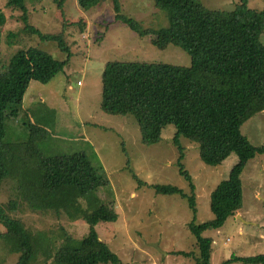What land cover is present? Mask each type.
<instances>
[{
    "label": "rangeland",
    "instance_id": "rangeland-1",
    "mask_svg": "<svg viewBox=\"0 0 264 264\" xmlns=\"http://www.w3.org/2000/svg\"><path fill=\"white\" fill-rule=\"evenodd\" d=\"M199 1L208 9L227 12L234 11L240 3V0ZM5 3L7 0H0V10L7 18L0 26V71L20 50L29 47L45 51L56 60H66L67 55L60 51L56 41L24 31L23 12L7 9ZM119 3L124 15L152 33L141 36L117 21L112 0H101L89 11L81 9L78 0L29 3L30 23L43 33L63 31L71 51L64 71L47 84L21 77L17 72L12 75L13 84L17 75L22 78L20 87L13 89L22 112L19 117L6 119L8 175L0 186V205L5 214L22 219L32 235L40 236L52 252L51 257L41 256L38 264H59L54 259L55 253L63 247L79 248L90 232V225L83 216L85 203L78 192L66 197L58 210L34 212L27 205L17 211L10 209L11 201L19 199L15 187L29 136L26 122L32 120L51 133L40 142L46 156L77 152L93 156L106 182L100 191L106 201L114 202L118 213L114 221L97 222L96 233L123 264H195L198 250L188 224L215 217L210 207L211 193L230 178L239 161L233 154L220 166L206 165L199 158L196 142L181 136L184 150L181 162L192 178L195 212L180 195L156 192L154 186L170 185L187 196L191 194L176 165L179 155L172 142L174 126L166 125L155 144H144L133 115L101 110V75L114 62H161L190 67L191 59L172 35L158 33L169 28V20L153 0H119ZM248 7L263 11L264 0H248ZM261 41L264 43V33ZM242 131L254 146L264 147V111L247 120ZM241 178L243 208L222 227L202 232L213 239L212 264H225L234 255L264 254V154L247 163ZM3 231L0 223V233ZM18 262L19 255L11 254L0 238V264Z\"/></svg>",
    "mask_w": 264,
    "mask_h": 264
},
{
    "label": "trees",
    "instance_id": "trees-1",
    "mask_svg": "<svg viewBox=\"0 0 264 264\" xmlns=\"http://www.w3.org/2000/svg\"><path fill=\"white\" fill-rule=\"evenodd\" d=\"M42 0H7L5 7L21 10L24 31L37 34L43 40H54L66 60H56L49 53L29 47L13 56L0 71V186L8 175L6 155V119L19 117L22 109L13 96L11 76L19 73L42 84L51 82L70 62L71 51L63 31L43 33L30 23L29 3ZM57 1V0H56ZM101 0H78L85 11L95 8ZM116 20L128 25L139 35L152 33L134 19L124 15L119 0H112ZM155 7L166 13L169 28L158 33L170 34L191 59L190 67L161 62L109 63L101 75L102 111L115 115H133L146 145L155 144L168 124L174 126L173 145L178 152L176 165L189 184L190 196L170 185L154 186L162 195L178 194L187 199L195 212L192 178L183 170V147L180 137L196 142L200 160L210 166H220L233 154L239 158L230 178L211 193V211L215 217L201 223L189 222L196 240L198 255L195 264H212L213 239L203 236L207 228L222 227L229 217L243 208L242 174L247 163L264 154L242 131L243 124L264 111V10L248 7L240 0L232 11L211 10L199 0H153ZM0 10V26L6 23ZM81 22V21H80ZM83 22V21H82ZM86 22L84 21L83 24ZM83 29L84 26L80 24ZM12 35V33H11ZM15 35V34H13ZM29 136L25 141V158L16 178L19 199L12 200L10 209L17 211L27 205L34 212L58 210L61 202L76 192L85 203L83 216L90 225L89 234L79 248L59 249L54 259L59 264H123L96 233L99 221H114L118 213L113 201H106L100 191L106 182L86 152L48 157L40 142L51 133L42 126L26 122ZM0 233L8 251L19 255L18 264H38L40 257L52 252L40 236L34 237L26 223L5 214L0 205ZM190 256V253H179ZM264 264V254L255 257L232 256L225 264Z\"/></svg>",
    "mask_w": 264,
    "mask_h": 264
},
{
    "label": "crops",
    "instance_id": "crops-1",
    "mask_svg": "<svg viewBox=\"0 0 264 264\" xmlns=\"http://www.w3.org/2000/svg\"><path fill=\"white\" fill-rule=\"evenodd\" d=\"M21 76V75H20ZM22 77V76H21ZM17 80H16V83L15 84H13V82H12V88L13 89H16L17 88V86L18 87H20V83H21V79H20V77H18V75H17V78H16ZM13 80V77L11 76V81ZM19 81H20V83H19ZM13 96H15V93H13Z\"/></svg>",
    "mask_w": 264,
    "mask_h": 264
}]
</instances>
